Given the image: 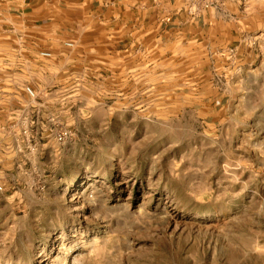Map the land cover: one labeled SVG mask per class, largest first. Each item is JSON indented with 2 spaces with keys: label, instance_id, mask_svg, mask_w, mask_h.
I'll use <instances>...</instances> for the list:
<instances>
[{
  "label": "rangeland",
  "instance_id": "1",
  "mask_svg": "<svg viewBox=\"0 0 264 264\" xmlns=\"http://www.w3.org/2000/svg\"><path fill=\"white\" fill-rule=\"evenodd\" d=\"M40 6L0 15V264H264V0Z\"/></svg>",
  "mask_w": 264,
  "mask_h": 264
},
{
  "label": "crops",
  "instance_id": "2",
  "mask_svg": "<svg viewBox=\"0 0 264 264\" xmlns=\"http://www.w3.org/2000/svg\"><path fill=\"white\" fill-rule=\"evenodd\" d=\"M50 0H0V15L7 13V8L10 7L11 9H16V7H20L22 10H28L31 9V15H36L39 12H35V10H40L42 6L45 5ZM51 1H57V0H51ZM85 2L88 0H84ZM91 1H97V0H89ZM118 1V0H117Z\"/></svg>",
  "mask_w": 264,
  "mask_h": 264
},
{
  "label": "built area",
  "instance_id": "3",
  "mask_svg": "<svg viewBox=\"0 0 264 264\" xmlns=\"http://www.w3.org/2000/svg\"><path fill=\"white\" fill-rule=\"evenodd\" d=\"M42 54H43V55H48L47 52H43ZM25 91H26L30 96H34V95H35V92H34L33 88L30 87V86H27V87L25 88ZM67 135H68V132H64L63 134H59V135H58V140L63 141V140L67 137Z\"/></svg>",
  "mask_w": 264,
  "mask_h": 264
}]
</instances>
